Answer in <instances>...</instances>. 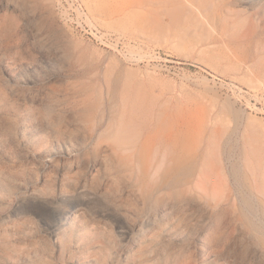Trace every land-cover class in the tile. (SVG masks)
Returning a JSON list of instances; mask_svg holds the SVG:
<instances>
[{"label":"rangeland","instance_id":"rangeland-1","mask_svg":"<svg viewBox=\"0 0 264 264\" xmlns=\"http://www.w3.org/2000/svg\"><path fill=\"white\" fill-rule=\"evenodd\" d=\"M0 264H264V0H0Z\"/></svg>","mask_w":264,"mask_h":264},{"label":"built area","instance_id":"built-area-1","mask_svg":"<svg viewBox=\"0 0 264 264\" xmlns=\"http://www.w3.org/2000/svg\"><path fill=\"white\" fill-rule=\"evenodd\" d=\"M72 2H73L74 5L77 6V0H72ZM77 9H78V11L80 13L78 16H81L82 20H84L83 18H85V17L87 18V13H86V11L84 9H82L79 5H78ZM62 12H63V14L65 13L64 11H62ZM64 15H66V13Z\"/></svg>","mask_w":264,"mask_h":264},{"label":"bare ground","instance_id":"bare-ground-1","mask_svg":"<svg viewBox=\"0 0 264 264\" xmlns=\"http://www.w3.org/2000/svg\"><path fill=\"white\" fill-rule=\"evenodd\" d=\"M14 6V5H13ZM54 156V155H53ZM54 158V157H53Z\"/></svg>","mask_w":264,"mask_h":264}]
</instances>
